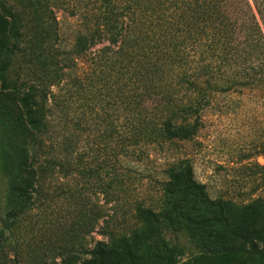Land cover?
Here are the masks:
<instances>
[{"label":"trees","instance_id":"trees-1","mask_svg":"<svg viewBox=\"0 0 264 264\" xmlns=\"http://www.w3.org/2000/svg\"><path fill=\"white\" fill-rule=\"evenodd\" d=\"M36 13L45 17L43 11ZM74 16L79 21L74 46L62 52L58 71L55 69L64 75L66 69L74 67V131L83 125L82 130H88L87 102L82 116H76L80 91L98 74L111 69L108 79L113 97L106 104V137L119 141L123 158L143 160L150 149L194 139L202 128V111L218 94L249 90L264 97V0H78ZM12 17L18 23L19 17ZM143 18L148 19V29L142 25ZM38 21L40 26L41 16ZM4 23L0 17L1 37L7 32L2 31L6 30ZM16 33L14 39L24 38ZM40 33L45 44L48 31ZM99 45L103 47L97 60L95 48ZM18 47L14 41L11 56ZM7 65L1 58L0 179L6 211L1 220L0 258L9 243L6 232L33 205L36 186L45 174L42 159L50 153L47 149L52 150L50 167L63 157L66 173L77 170L74 133L69 141L68 133L50 130L55 94L49 102L47 85L13 79ZM50 139L64 146L56 150L47 145ZM54 151L62 152V157L54 156ZM116 173L110 170L108 194L121 199L124 186ZM253 205L256 213L240 214L238 220L239 212L246 210L240 209L230 221L226 214L237 205L212 200L206 185L196 179L192 162L180 159L167 168L156 203H135L136 224L141 227L131 234L110 232L107 241L100 240L94 248L83 251L91 256L83 264H111V257L119 253L128 257L127 264H135L141 250L139 232L147 222L157 226L161 240L165 241L166 232L183 234L186 227L205 246L215 237L214 228L224 222L240 243L215 248L207 264H264V198L256 199ZM203 211L210 217L194 220ZM70 255L67 250L62 254Z\"/></svg>","mask_w":264,"mask_h":264},{"label":"rangeland","instance_id":"rangeland-1","mask_svg":"<svg viewBox=\"0 0 264 264\" xmlns=\"http://www.w3.org/2000/svg\"><path fill=\"white\" fill-rule=\"evenodd\" d=\"M76 1L0 0V17L6 27L2 31H7L0 36V43L4 45L0 44V59L7 60L11 78H18L24 84L35 80L38 86L47 85L44 88L49 100L55 94L52 101L57 103L52 105L50 130L68 133L69 141L74 133L77 169L66 173L63 153L58 151L53 155L62 159L56 161L55 167H50L52 150L47 149L50 153H45L42 159L46 170L36 186L33 205L15 221L11 231L6 232L9 243L0 264H83L85 259L91 258L83 251L94 248L100 240L107 241L110 232L131 234L141 227L136 224L135 203H156L167 168L184 158L192 162L196 179L206 185L212 200L237 205L238 209L226 211L230 221L240 209L246 210L239 212L238 220L240 214L256 213L255 200L264 198V97L254 91L218 94L202 111V128L194 139L166 144L163 149H150L143 160L129 159L120 154L117 139L109 141L106 137L109 128L105 120L106 104L113 97L108 79L110 69L103 75L98 74L80 91L76 116L77 119L82 116L83 104L87 102L90 105L88 130H82L83 125L74 131V67L58 75L56 66L64 55L62 52L71 51L74 46L79 26L74 16ZM36 10L43 11L45 17ZM13 14L19 17L18 23L11 18ZM39 16L42 17L40 26ZM147 20L141 19L144 29H148ZM43 29L50 36L45 44L40 33ZM15 32L24 38L14 39ZM14 41L19 49L11 56ZM102 47L95 48L97 60ZM38 53L45 62L39 61ZM182 94L177 95L179 99ZM53 142L50 139L47 145H54L56 150L64 146ZM112 169L117 170L118 178L127 188L125 191L121 188V199L108 194ZM3 191L0 179V228L6 211ZM204 212L194 220L201 222L209 218L210 213ZM261 212L264 214V210ZM214 230L215 237L205 246L201 245L202 239L192 237V231L186 227L183 234L175 236L166 232L165 241L161 240L157 226L147 222L139 232L142 242L135 264H207L215 248L240 243L224 222ZM65 250L71 255L62 256ZM128 262V257L121 253L111 257V264Z\"/></svg>","mask_w":264,"mask_h":264}]
</instances>
